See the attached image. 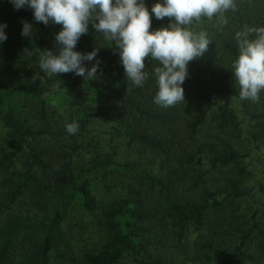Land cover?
<instances>
[{
	"label": "trees",
	"instance_id": "obj_1",
	"mask_svg": "<svg viewBox=\"0 0 264 264\" xmlns=\"http://www.w3.org/2000/svg\"><path fill=\"white\" fill-rule=\"evenodd\" d=\"M158 2L144 0L149 12ZM25 21L32 25L30 36L21 34ZM170 23L153 14L150 31ZM0 25H7V40L0 42L7 61V74L0 70V264H54V257L59 264H118L126 256L137 264H173L155 253L157 247L190 227H204L213 213L221 219L188 264L264 261V210L243 213L240 202L256 195L236 143L250 144L247 157L264 149V90L258 102L241 100L232 72L239 55L236 34L264 27V0H233V7L211 20L193 21L190 30L206 33L210 43L188 65L185 101L167 108L154 102L159 62L146 58L148 78L134 85L114 42L91 23L75 50L99 49L84 62L90 69L100 61L93 80L73 72H42L43 80L32 75L29 62H38L46 50L58 54L52 32L62 25L37 22L31 8L17 9L12 0H0ZM18 63L21 80L9 81ZM88 102L114 106L115 115L92 146L90 161L76 171L72 163L80 146L65 139L84 136L100 117ZM73 122L79 129L69 134L66 124ZM121 141L137 151L136 159L121 157ZM76 205L102 213L107 231L102 246L82 256L63 248L64 222ZM228 236L234 245L222 257L216 245Z\"/></svg>",
	"mask_w": 264,
	"mask_h": 264
},
{
	"label": "clouds",
	"instance_id": "obj_2",
	"mask_svg": "<svg viewBox=\"0 0 264 264\" xmlns=\"http://www.w3.org/2000/svg\"><path fill=\"white\" fill-rule=\"evenodd\" d=\"M12 3L17 9L31 8L37 22L62 25L55 36L58 54L46 50L39 58L38 65L48 77L70 72L85 80L98 77L100 61L90 69L84 62L95 59L99 49L87 54L75 50L91 23L97 33L114 42L127 80L134 85L142 86L148 78L144 71L146 58L159 62L153 73L158 86L154 102L165 108L185 101L182 84L188 76V65L201 57L210 43L206 33L193 32L189 26L202 17L211 20L233 7V0H160L151 12L144 0H12ZM153 14L158 20L168 17L171 23L150 31ZM5 27L0 25V42L7 40ZM21 34L30 36L32 25L25 21ZM249 35L255 39H249ZM236 38L239 55L233 61L232 72L239 97L258 102L259 93L264 90V27L248 28L238 32ZM78 129L76 122L66 124L69 134L77 133Z\"/></svg>",
	"mask_w": 264,
	"mask_h": 264
},
{
	"label": "rangeland",
	"instance_id": "obj_3",
	"mask_svg": "<svg viewBox=\"0 0 264 264\" xmlns=\"http://www.w3.org/2000/svg\"><path fill=\"white\" fill-rule=\"evenodd\" d=\"M197 30V29H194ZM60 30H55L52 32L53 35L59 33ZM200 33V32H199ZM56 48V45L54 46ZM39 62V61H38ZM38 62H29V69L37 80L42 79V71L38 65ZM7 61L3 51L0 48V70L7 74L5 70V65ZM21 63L16 64L14 73L9 76V81L18 82L21 80ZM219 103H225V100H221ZM90 106L95 107L100 110L101 115L97 119L91 121L87 134L76 135L75 138L68 137L65 142L69 145H75L77 141L79 149L76 151L73 158V168L79 171L81 168L85 167L91 159L92 146L96 145L101 136L103 130L109 129L113 124V119L115 115L114 106L105 105H94L88 102ZM63 107L61 108L62 111ZM4 128L2 127V122L0 121V136L4 135ZM236 142V141H235ZM238 147L243 154L242 162L247 167V183L252 186L255 191L256 197L249 200L245 199L240 202L242 205V210L245 215L250 214L258 206L264 210V149L258 151L253 157H247L248 150L250 149V144L242 139L238 140ZM120 155L125 159H136L138 157L137 151L128 149L126 145L120 142ZM205 169L208 165H205ZM1 191V190H0ZM2 194L0 192V200ZM221 216L213 213L212 216L208 218L207 224L199 229L190 227L185 231L184 235L179 238L167 242L166 239L163 245L157 247L156 254H161L164 258L169 259L173 264H188V258L197 250V244L201 242L204 237H208L212 234V230L217 225L218 220ZM107 238V231L104 226V220L102 213H93L82 209L80 206H74L66 221L64 222V243L63 248H70L76 256H82L86 251L98 249L102 246ZM212 238V236L210 237ZM220 245H216V249H219L220 255L222 257L228 255L232 250L234 245L233 238L228 236L224 237V241L219 242ZM156 250V249H155ZM54 264L57 263L54 257ZM118 264H137L132 258L124 257ZM241 264H264V261L259 262H243Z\"/></svg>",
	"mask_w": 264,
	"mask_h": 264
}]
</instances>
